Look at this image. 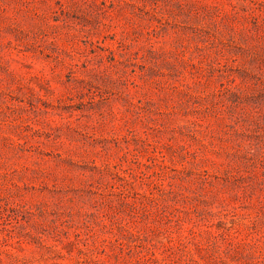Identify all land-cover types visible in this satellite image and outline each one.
I'll return each instance as SVG.
<instances>
[{"label":"rangeland","instance_id":"1","mask_svg":"<svg viewBox=\"0 0 264 264\" xmlns=\"http://www.w3.org/2000/svg\"><path fill=\"white\" fill-rule=\"evenodd\" d=\"M0 264H264V0H0Z\"/></svg>","mask_w":264,"mask_h":264}]
</instances>
